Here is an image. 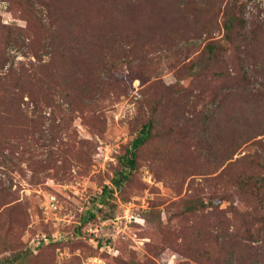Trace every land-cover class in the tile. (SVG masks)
I'll use <instances>...</instances> for the list:
<instances>
[{"label":"rangeland","instance_id":"374dc122","mask_svg":"<svg viewBox=\"0 0 264 264\" xmlns=\"http://www.w3.org/2000/svg\"><path fill=\"white\" fill-rule=\"evenodd\" d=\"M57 1L108 35L56 42L48 0H0V53L9 55L0 70V264H218L228 254L229 264H264L261 219L242 222L251 200L239 202L225 175L214 181L224 165L215 170L201 154L223 152L228 134L217 119L242 95L260 104L264 0L248 5L242 54L214 66L227 74L245 60L251 83L230 98L220 80L203 89L192 78L210 27L182 0ZM63 45L80 59L55 58ZM63 68L81 74L54 82ZM67 89L100 104L73 103ZM152 119L136 169L114 188L121 157ZM106 186L114 192L99 208Z\"/></svg>","mask_w":264,"mask_h":264},{"label":"trees","instance_id":"16d2710c","mask_svg":"<svg viewBox=\"0 0 264 264\" xmlns=\"http://www.w3.org/2000/svg\"><path fill=\"white\" fill-rule=\"evenodd\" d=\"M254 1L256 0H182L183 9L194 20L209 21L208 27L210 29H206L205 31L208 41L195 58V61H198V63L192 75V78L198 81L203 89L209 83L207 79H210L213 80L214 84H217L219 80L225 83L229 98L240 97L248 90L251 76L246 68L243 57L242 62L238 63L227 74L216 73L213 69L218 63L221 65L226 64L227 57L231 55L237 57L242 54L244 47L247 46V8ZM96 2L98 4L102 3L100 0H96ZM43 4L48 8H52L48 10L51 24H54L58 28L54 36H51L54 41L66 37L68 42H65V44L79 40H87L91 43L93 41L100 44L102 36L108 35V33L103 32L104 29L102 27L88 26L85 21L78 22L75 16L65 12L64 7L57 0H48V3ZM208 5L210 7L205 12ZM214 5H217V7H213ZM218 21H220V24ZM218 27L222 31V37L215 39L212 35L215 34L214 32ZM37 52L36 49L33 50L35 56H38ZM52 55L55 58H61L63 62L70 58L74 60L80 59L79 54L72 55L64 45L62 46V53L59 52L57 54L55 49ZM8 60L9 55H6L5 52L0 53V70L6 67ZM51 74L54 82L60 83L57 80L62 78L63 75H68L67 82H70L72 77H78L81 73H73L71 70L63 68L57 70L55 74L52 72ZM75 90L71 92L67 89V96L72 99L73 103L77 102L82 106H94L95 108L99 106L100 101L95 100L94 96L89 95L87 99H81L83 91L77 93ZM196 97L199 99L200 94H196ZM259 97L258 103L260 104H257L254 102L250 103V99L248 97L244 98L242 95V106L240 108H231L222 119H217L216 125L223 123L225 126L224 131L228 134V137L223 139V144L221 145L223 152L222 150H218L219 148L215 152H212V146H208V153L203 154L202 150L201 154L203 160L212 164L215 170L224 165V169L219 172L214 181L220 180L225 175L227 177L226 185L236 190L235 192L238 193L241 199L239 202L244 203L248 199L251 200L249 203L251 204V209L247 213H242V222L247 218L249 220H258L260 218L264 225V103H262L264 102V94L260 93ZM100 109H103V107ZM205 114L203 115L204 120L212 118L209 114ZM194 117H197V115L195 114ZM197 124L201 125L200 122H197ZM202 125L204 126V124ZM153 131V119L141 125L137 136L131 141L130 146L120 159L121 170L111 179L114 188L120 189L122 184L128 180L131 173L136 169L137 150L151 139ZM206 133H208L207 130H204L203 135ZM258 137L262 138L257 139ZM255 146L258 149L255 150ZM242 147L248 149V152H241L238 154L239 156L235 157ZM113 192L112 187H104L98 197L100 200L98 207L102 206L103 202ZM192 207L194 208V206ZM86 216L91 218L94 216V213L89 211V214ZM246 223L247 221L243 222V224ZM249 231L250 228L248 229ZM256 233L258 234L259 230ZM250 234H252L251 231ZM230 256L228 254L227 258L216 259L215 263L229 264L231 260Z\"/></svg>","mask_w":264,"mask_h":264}]
</instances>
